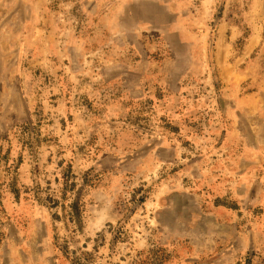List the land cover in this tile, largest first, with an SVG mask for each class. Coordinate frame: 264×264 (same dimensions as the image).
I'll return each mask as SVG.
<instances>
[{
    "label": "rangeland",
    "instance_id": "1",
    "mask_svg": "<svg viewBox=\"0 0 264 264\" xmlns=\"http://www.w3.org/2000/svg\"><path fill=\"white\" fill-rule=\"evenodd\" d=\"M264 264V0H0V264Z\"/></svg>",
    "mask_w": 264,
    "mask_h": 264
},
{
    "label": "trees",
    "instance_id": "2",
    "mask_svg": "<svg viewBox=\"0 0 264 264\" xmlns=\"http://www.w3.org/2000/svg\"><path fill=\"white\" fill-rule=\"evenodd\" d=\"M153 263H154V261H152V264ZM71 264H79V261L77 259H72Z\"/></svg>",
    "mask_w": 264,
    "mask_h": 264
}]
</instances>
